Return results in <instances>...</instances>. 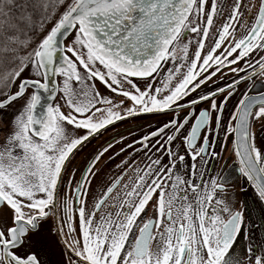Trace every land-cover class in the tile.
<instances>
[{
    "label": "snow or ice",
    "instance_id": "1",
    "mask_svg": "<svg viewBox=\"0 0 264 264\" xmlns=\"http://www.w3.org/2000/svg\"><path fill=\"white\" fill-rule=\"evenodd\" d=\"M229 7L0 0V112L19 104L0 128V264H44L53 244L64 264H241V236L246 264H264L244 200L251 190L264 214V135L257 144L254 131L264 95L239 87L264 74V0L254 15L244 0ZM153 115L164 119L130 143L118 133L76 178L72 158L90 138ZM222 140L238 161L235 187L205 175ZM128 149L141 162L116 164L89 204L97 164Z\"/></svg>",
    "mask_w": 264,
    "mask_h": 264
},
{
    "label": "flooded vegetation",
    "instance_id": "2",
    "mask_svg": "<svg viewBox=\"0 0 264 264\" xmlns=\"http://www.w3.org/2000/svg\"><path fill=\"white\" fill-rule=\"evenodd\" d=\"M232 0H225V10L230 11L229 4ZM244 3L252 6V14L254 15L258 5L259 0H244ZM248 15V12L245 11V16ZM217 27L220 26V19L217 18L216 20ZM259 55V54H257ZM256 56L253 57L255 59ZM171 65L169 64V67ZM238 65L237 67H239ZM251 71V69H249ZM257 71H259L257 69ZM162 78V77H161ZM230 76H225L223 80L220 81L221 84L224 83L225 80H230ZM141 86H142V82ZM175 83V81L173 82ZM249 87L245 89V85L241 84L240 91L247 90L250 95L258 96L264 94V74L256 75L253 80L247 82ZM255 85L252 87V85ZM99 87V82H97ZM107 95V93H104ZM239 92L236 96H233L229 104H233L237 101L239 96ZM62 103V102H61ZM130 106V102H129ZM205 105H201L204 107ZM11 110L6 116L10 118L13 117V113L16 109L9 108ZM66 110V109H65ZM0 117H3L2 115ZM164 119L161 116H142L137 118H129L122 122H116L115 125L109 126L106 131H102L101 134L90 138V140L84 145L82 149L76 152L75 156L72 158L70 168L77 170V179H79V173L82 172L93 160L95 155L101 151L104 147L107 146L109 143H114V141L121 140V136L118 133L122 134L123 137L126 138L124 140V144L130 143L133 138H139L141 134L146 133L149 131V127H155L156 121ZM261 121L256 122V126L254 131L257 133V144L261 142L260 138L264 135V130L260 128ZM131 130V131H130ZM123 146L122 144H116L115 147L110 150V154H114L119 152L120 147ZM223 146V140L221 141V145L216 148L217 152H220L221 147ZM228 152L227 155L220 159L217 157L216 159L209 160V163L204 167L206 178L209 176H220L222 179H226L229 182V185L232 187L238 186L242 178L238 171V161L237 158L232 154V144L229 142L227 144ZM132 150L128 149L125 153H122L119 157H116L114 161H110L108 159L109 154H105V157L101 159V161L97 164L96 170L98 172L97 178L93 181L92 190L93 196L89 197V204L93 202V199L96 194L102 191L103 185L112 179L117 172L119 171L116 169V164H119L122 160H129L131 162L134 159L137 162H141V157L143 153H136L132 156L129 155ZM237 192L239 191L238 187L236 188ZM239 199V196L237 197ZM245 202L249 205V211L246 214V229L247 228H254L255 235L257 236V242H259V238L264 237V214L261 213L260 207L258 204H254L256 200L255 194L249 190L247 194L244 196ZM151 214V213H149ZM73 238L75 237V233L72 234ZM65 239L67 240L68 237L66 236ZM71 243V240H69ZM247 245L248 241L245 239L244 236H241L238 241L236 242L233 256L240 258L241 264H246L247 261ZM42 259L44 260V264H64V257L61 256V250L55 246V244L51 245L50 248H45L42 253Z\"/></svg>",
    "mask_w": 264,
    "mask_h": 264
},
{
    "label": "rangeland",
    "instance_id": "3",
    "mask_svg": "<svg viewBox=\"0 0 264 264\" xmlns=\"http://www.w3.org/2000/svg\"><path fill=\"white\" fill-rule=\"evenodd\" d=\"M98 86V85H97ZM99 87V86H98ZM101 88V91H104V93H107L103 87H100ZM11 108L13 109H16V104L15 105H12ZM11 111H8L6 114H1L0 113V116L2 115L3 117H0V128H4L5 127V121L9 120V117L6 116L8 113H10ZM4 137V133L3 132H0V140H2ZM228 147L225 149L223 146L221 147L220 149V153H221V156L219 157L220 159H223L226 155H227V152H228Z\"/></svg>",
    "mask_w": 264,
    "mask_h": 264
},
{
    "label": "water",
    "instance_id": "4",
    "mask_svg": "<svg viewBox=\"0 0 264 264\" xmlns=\"http://www.w3.org/2000/svg\"><path fill=\"white\" fill-rule=\"evenodd\" d=\"M56 79H59V78H56ZM264 95V94H263ZM259 96V95H258ZM54 101H52L51 99H49L47 101V103H53ZM63 103V101H61ZM19 108V104H16V109ZM8 111H11L10 109H7L6 112H0L1 114H6ZM118 122H121V121H118Z\"/></svg>",
    "mask_w": 264,
    "mask_h": 264
}]
</instances>
